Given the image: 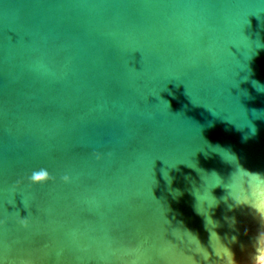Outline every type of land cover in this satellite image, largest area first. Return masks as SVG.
Wrapping results in <instances>:
<instances>
[{
  "label": "water",
  "instance_id": "1",
  "mask_svg": "<svg viewBox=\"0 0 264 264\" xmlns=\"http://www.w3.org/2000/svg\"><path fill=\"white\" fill-rule=\"evenodd\" d=\"M262 258L264 0H0V264Z\"/></svg>",
  "mask_w": 264,
  "mask_h": 264
},
{
  "label": "clouds",
  "instance_id": "2",
  "mask_svg": "<svg viewBox=\"0 0 264 264\" xmlns=\"http://www.w3.org/2000/svg\"><path fill=\"white\" fill-rule=\"evenodd\" d=\"M49 178V174L47 173L46 170H40L38 172H33L32 176L30 177L31 180L35 181V182H39L41 180H46ZM65 181H68V177L65 176L64 177Z\"/></svg>",
  "mask_w": 264,
  "mask_h": 264
},
{
  "label": "snow or ice",
  "instance_id": "3",
  "mask_svg": "<svg viewBox=\"0 0 264 264\" xmlns=\"http://www.w3.org/2000/svg\"><path fill=\"white\" fill-rule=\"evenodd\" d=\"M261 264H264V258H262Z\"/></svg>",
  "mask_w": 264,
  "mask_h": 264
}]
</instances>
